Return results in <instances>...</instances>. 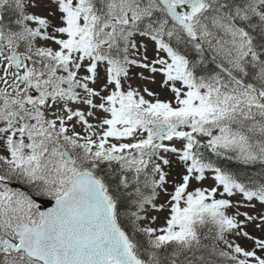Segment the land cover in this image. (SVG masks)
Masks as SVG:
<instances>
[{
	"label": "snow or ice",
	"instance_id": "obj_1",
	"mask_svg": "<svg viewBox=\"0 0 264 264\" xmlns=\"http://www.w3.org/2000/svg\"><path fill=\"white\" fill-rule=\"evenodd\" d=\"M0 264H264V0H0Z\"/></svg>",
	"mask_w": 264,
	"mask_h": 264
},
{
	"label": "water",
	"instance_id": "obj_2",
	"mask_svg": "<svg viewBox=\"0 0 264 264\" xmlns=\"http://www.w3.org/2000/svg\"><path fill=\"white\" fill-rule=\"evenodd\" d=\"M46 206H48V205H46Z\"/></svg>",
	"mask_w": 264,
	"mask_h": 264
}]
</instances>
